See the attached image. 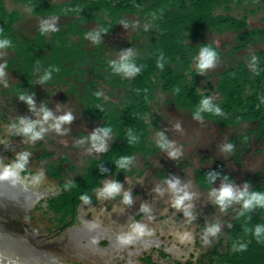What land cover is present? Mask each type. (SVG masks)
Here are the masks:
<instances>
[{"label": "trees", "instance_id": "16d2710c", "mask_svg": "<svg viewBox=\"0 0 264 264\" xmlns=\"http://www.w3.org/2000/svg\"><path fill=\"white\" fill-rule=\"evenodd\" d=\"M111 1L114 4V7L117 6L119 8L115 12L118 15L117 19L119 18V14L129 15L141 10L146 17L149 18L153 17L157 19L158 17L163 16L168 23L166 24L165 21H158L159 23L161 22L160 24L165 28V31L161 35V39H164V43L161 44L160 48L156 50L153 49L154 52L148 58L138 59L139 69L137 76L134 77V83L138 90V94H136L138 103L133 104V109H140L142 104L147 101L148 97L151 95L146 80L148 78L147 75H152L159 71L162 78L165 79L162 89L167 90L168 93H166V95H168V98L166 100L169 99L168 101L165 100L166 102L164 101L161 103L164 104L163 108L165 105H171L173 106V111H175L173 114L180 115L181 112H184V117L187 115V118L190 119L189 121L187 119V126H191L192 123L200 121V119L207 120L214 126V130L212 131L211 128L210 130L202 129L201 135L198 139L199 148H196L197 146L192 147L193 150L192 148H187L191 157L200 154L202 149H204L205 151H202L203 153L201 154V156H203L202 160L204 162H210L207 167H201L199 170H196L194 174L195 179L198 178L201 179L200 181L206 182L202 187L203 190H206V195L212 189L213 185L220 180L227 183L228 180L232 181V183L236 182L237 178L228 176V172L225 171V162L234 164V168L241 167L242 173H245L242 179V187L239 189L241 191L235 192L233 189L234 194L243 192L245 193V196L239 200L233 199L231 201H226L223 205L217 203V200H215V208L217 212L215 208H213V212L214 214H218V216L220 215L219 218L215 222L209 223L201 218L202 220L197 223L199 226L196 228V233H204L208 231L211 229L208 228L210 224L213 227H220L219 229L215 228V230L221 234L219 240L220 242H224L221 244L224 246L225 252L218 251L219 247L222 245L219 246L214 244L212 246L209 245L206 248L203 244H200V242L199 257L195 259L194 262L188 259V261L183 264H208L207 262L211 259L214 260H211L210 264H214L216 261L217 264H264V231L252 232L242 229L246 216L251 214V216L253 215L252 218H256V213L262 211L264 207V205L256 203H253L247 208L244 207V201L248 196H251L254 193L264 195V159L261 161L260 165L256 167L257 169L252 170V168L248 166V159L256 160L261 157V153L258 152V150L262 148L261 146L264 142V53L260 51L257 59L251 57V60H253L251 61L253 65L252 77L249 76L247 68L245 67L246 62H243V60H238L232 66L231 64L227 65L224 71L220 73L219 77H221V80L215 88L221 96H223L224 93L228 96L225 99L226 101L224 100L225 102L222 106V109L225 112L224 116H219L220 113H218V110L215 111L216 115L212 114L213 116H206V111L204 112L202 109L199 110L200 107H196V102H193L192 99L193 97H196L195 86L197 81H194V78H192V84L180 85V82H178V80H180L178 77L179 75L174 74L171 70L163 67L165 62L168 63L171 61L172 57L176 54L177 56L180 55L178 57L179 60L184 61L185 64H187L188 61L185 56L186 52L181 48L179 36L178 34L175 35V26L187 25L188 28L186 29V35L190 37L189 39L193 41L196 39L200 40V43H198L193 54H195L197 49L202 52L204 48H207L210 51L215 52L214 55H217V53L220 55L219 48L214 44H209L204 41V36L201 35V31L204 32L205 29H216L221 26H228V29L236 31L235 36L238 40L240 39V41L237 46L233 48V52H231L234 53L236 51H242L245 39L250 36H255L253 34L259 35L261 30L253 29L249 31L245 24H242V21L235 19L233 16L229 14L213 13V8L220 4V7L223 10L225 9L226 11L231 12L230 1L232 0H119L118 3H116L115 0ZM1 7L2 5L0 4V11L2 10ZM98 7L102 6L99 5ZM220 7L219 9H221ZM184 8H186L185 11ZM78 10L82 11L81 9ZM120 20L121 18L118 19V22ZM0 22V32L9 33V31H11L8 28L10 22L4 18L0 19ZM173 24L175 26L172 31H168V28H171ZM109 28L111 30L116 29L112 26ZM107 33L108 35L111 34L110 32ZM102 34H105V37ZM108 35L106 32H100V39L104 40L95 43L89 51L85 49V42L82 45H79L77 50L66 49V51L69 50L70 53L76 52L77 55L73 67L71 66V68L75 69L70 74L66 73L64 70L65 75H63L62 72L57 71L58 68L55 67L49 68L56 70L52 73L54 74L53 79L49 78L48 73L50 71L48 68H43L42 73L44 76H40L42 68H37V65H33L34 62L32 61L27 65L29 66L27 68H17L21 70V75H17L19 77L18 82L9 80V83H13L14 87L21 88L22 91L19 92V95H10L7 92V88L0 86V122L9 123L7 124L8 128L14 126L16 131L19 130V132L10 133L11 141L14 140L16 141H13L14 143H19L26 138V136H24L25 134L21 131V127L23 128L25 126H22V121L25 119V110L30 108V105L34 106V112L32 113L39 114H43L44 110L55 112V108L61 107L62 109H60V111L64 112L63 115L69 113L72 116L73 124L80 122L82 124H87L89 128L99 129L96 132H92L90 129L78 124L80 127L77 126L74 128L73 135L79 138L80 144L83 143V139L84 142L86 140L93 142L94 140L92 139V136L95 133L107 135L111 138L108 144L110 148L108 152L105 153V162L118 151L121 152L118 155V157L120 156L119 161L124 160L126 162L132 158V156L133 159L142 157V154L140 153L141 149H138V145L142 144L141 140L144 138V123L139 119L136 110L130 111L132 105L127 107L119 117L115 118L112 117L111 114H107L104 110L100 109V106H102L100 101H104L103 95L105 93L103 95L101 94L103 90H105L104 88L106 87L107 90H111V88L113 89V86L111 87L109 82H104L103 78L111 74L110 70L114 71L117 65L116 61H113L108 56H104V54L108 55L111 51L110 45L109 47L103 46V44L108 42L106 39V36ZM15 37H17L20 44L25 47V50L27 49L28 51L29 49H32V46L28 47L30 40L26 39L24 33H15ZM97 38L98 36H96L94 42H96ZM42 45L44 46L45 44L41 43V46ZM55 50L56 53L50 52V54H53V57L59 62V56L64 55L61 53L60 47ZM97 55L101 60H96ZM10 61L13 62L12 60ZM108 65L110 66L109 70H104L105 68H108ZM5 70L6 77L8 72L15 73V70ZM113 75L115 76V74ZM36 77L37 79H35ZM247 83L250 84L251 91L250 93L245 94L244 90ZM101 86V93H99L98 96V89ZM116 88L117 87H114L115 90ZM52 91H58L57 97L64 101L59 106H53L52 102L49 101L50 98L47 100V97ZM94 91L97 92V96ZM258 91H260V94L257 93ZM10 93L15 94L13 92ZM241 93L243 94V98H241ZM31 98L32 101L30 104L29 100H31ZM34 101L35 105L33 104ZM50 107H54L55 111L50 110ZM228 112L231 113L230 117L226 116V113ZM14 114L17 116L16 119L13 117ZM22 116L24 118L23 120ZM9 117L12 118L11 121ZM15 120L19 123L18 127ZM54 120L57 121L53 118L50 119V121L55 124ZM97 120H102V125H100ZM43 122L45 121L43 120L41 123ZM41 123H38L39 127L41 126ZM216 123L221 129L218 128L215 131ZM49 124L46 123L48 126ZM133 128H135V131H133ZM103 129H108L107 134L104 133ZM129 131L131 132L129 133ZM1 137L6 138V135L1 134ZM116 138L118 141H116ZM44 139L49 141L48 137H45ZM122 139L124 141L123 144L120 142ZM206 139L209 142H204ZM166 144L167 143L164 142L159 148L156 147L155 149L149 150V152H147L142 158L147 160L148 156H154L158 153V150ZM40 145L42 146V150H44L43 146L45 143L41 141ZM188 146L189 145H187V147ZM185 148L186 144L172 152L175 153L174 156L171 155L170 159H166L170 168H173V166L176 165L181 166L185 161L186 164L191 162L192 158L190 157L184 161L180 158L186 153V151H184ZM219 149L223 150L222 154H217ZM52 154H50V156ZM253 156L255 157L253 158ZM60 158L61 162H65L64 157ZM216 158H221L223 160L220 161ZM53 162L54 161H52V163ZM46 163V168L48 172H50V175L57 177L60 180L58 191L47 198L48 207L51 211L60 212L63 215L70 214L69 206L74 205V203L78 201L79 196L91 192L93 187L99 182L98 179L101 175L104 173H106L105 175L111 174L116 170H120L122 167L114 166L111 163L108 167L100 169L98 165H92L88 171H86L87 169L84 170L80 179L72 181L68 179L70 183H67L63 178L61 179L60 175L61 169L63 171L65 169L66 172L67 168H65L64 164L58 165V167H61L60 169L57 168V166L55 167V165H52L49 159ZM145 163L146 161H144V164ZM249 164H251V161H249ZM146 168L149 167L146 166ZM241 171L238 172L237 170H234V174H241ZM163 175V169H158L156 176L160 178L165 176ZM211 207L212 205L210 208ZM207 239L209 240V238ZM175 264L178 263L175 262Z\"/></svg>", "mask_w": 264, "mask_h": 264}, {"label": "rangeland", "instance_id": "374dc122", "mask_svg": "<svg viewBox=\"0 0 264 264\" xmlns=\"http://www.w3.org/2000/svg\"><path fill=\"white\" fill-rule=\"evenodd\" d=\"M230 2L231 12L226 11L225 9L223 10L220 7V4L213 8V13L229 14L235 19L242 21V24H245L249 31L253 29L261 30V33H259V35L253 34L255 36H250L245 39L242 51L231 53L234 50L233 48L236 47L240 41V39L238 40L235 36L236 31L228 29V26H221L216 29H205L204 32L201 31V35L204 36V41L216 45L220 52V55H218V53L217 55H214L212 65L206 67L203 71H200L198 68L202 58V52L197 49L195 54H193L198 43H200V40L196 39L193 41L189 39L190 37L186 35V29L188 28L187 25H180L177 27L173 24L171 28H168V31H172L175 26V35L178 34L181 48L186 52L185 56L188 61L187 64H185L184 61L179 60L178 57L180 55L177 56L176 54L172 57L171 61L168 63L165 62L163 67H166L174 74L179 75L178 77L180 80H178V82H180V85L192 84V78H194V81H197L195 86L196 97H193L192 99L193 102H196V107H200L199 110L202 109L204 112L206 111V116H211L212 114L216 115L215 111L217 110L218 113H220L219 116L225 115L222 106L228 96H226V93L221 96L215 88L218 86V83H220L221 77L219 76L220 73L224 71L225 67L229 64H231V66L234 65L238 60H243V62H246L245 67L247 68L249 76L252 77L253 65L251 61L253 60H251V57L257 59L260 51L264 53V0H232ZM0 4L2 5L0 19L4 18L8 20L10 22L8 28L11 30L9 33L0 32V42H6L0 47V86L7 88L8 94L17 96L19 95V92L22 91L21 88L14 87L13 83H9V80L18 82V76L21 75V70L17 68H27L29 67L27 65L32 61L34 62L33 65H37V68H42L40 76H44L42 73L43 68H48L50 71L48 73L49 78L53 79L54 74L52 73L56 70L49 68L55 67L58 68L57 71H61L63 75H65L64 70L66 73L70 74L75 69L71 68V66L73 67L77 55L76 52L70 53L69 50H77L79 45H82L86 40L87 43L84 45L89 48L92 44L91 41L95 40L98 33L106 32L108 35L107 32L111 33L113 31L109 28L112 26L113 28H116L115 30H119V35L123 36L126 34V37L125 40H122L117 36L118 39L115 40V43L118 42L119 46H115L112 41H109V37L106 36L107 41L110 43L111 51L108 55L104 54V56H108L113 61H116L117 68H115L114 71L110 70L111 74L108 76L105 75L106 77L103 78L104 82H109L110 86H113V89L111 88V90H107L105 87V94L103 95L104 101H100L102 105L100 106V109L104 110L107 114H111L114 118L119 117L126 108L131 105L130 111L136 110L133 109V104L138 103V100L136 99L138 90L134 83V77L137 76L139 69L138 59L148 58L154 52L153 49H159L161 44L164 43V39H161V35L165 31V28L160 24L162 21H165L163 16H160L157 19L153 17L149 18L140 10L129 15L119 14L118 19L121 18V20L118 22V15L115 12L119 8L117 6L114 7L111 0H0ZM99 5L102 7H98ZM219 7L221 9H219ZM78 9H81L82 11H79ZM185 10L186 8H184V11ZM159 20L161 21L160 23L158 22ZM165 22L168 24L167 20ZM15 33H24L26 39L30 40L28 47L32 46V49H29L28 51L27 49L25 50V47H23L17 37H15ZM41 43L45 45L41 46ZM59 47L64 56H59L60 61L58 62L50 52L56 53L55 49H58ZM67 48L69 49L68 51H66ZM96 60H101L98 58V55L96 56ZM122 64L130 65L134 71H124L121 68ZM4 68L7 70H15L16 74L8 72L6 77V70ZM109 68L110 66L108 65V68H105L104 70H109ZM113 74H115V76ZM147 77L146 80L151 95L148 97L147 101L142 104V107L136 110L139 119L144 123L145 132L144 138L142 139L143 141L141 140L142 144L138 145V149H141L140 153L143 157L149 152V150L155 149L156 147L159 148L164 142L167 144L158 150V153L154 156H148V161L144 160L142 157H137L136 161L142 170L143 166H148L154 170L163 169L165 175H163L165 177L163 179L165 180L188 179L196 192L203 194L210 211L213 212L216 200V195L214 193H217L222 186H229L234 189L235 192L241 191L239 189L242 187V179L245 173H242L241 167L234 168V164L225 162V171L228 172V176L236 177V182L232 183V181L228 180L227 183L220 180L216 182L208 192L209 196L208 194L206 195V190L202 189L206 182L200 181L201 179L198 178L195 179L194 174L195 171L199 170L201 167H207L210 162H204L202 160L203 156H201V154L203 153L202 151H205L204 149H202L200 154L191 157L187 148L191 149L194 146L199 148L198 139L201 135L202 129L210 130L211 128L212 131L214 130V126L207 120L201 119L200 121H195V123L191 122L192 125L187 126L190 119L187 118V115L184 117V112H181L180 115L173 114L175 113V111H173V106L165 105L166 108H163L164 104H161L168 98V95H166V93H168L167 90L162 89L165 79L162 78L161 73L157 71L152 75H147ZM35 79H37V77ZM114 87H118V89L115 90ZM250 91V84L247 83L244 92L245 94H248ZM10 92L15 94H11ZM94 92L97 96V92ZM257 93L260 94V91ZM57 94L58 91H52L47 97V99L50 98L53 106H59L64 102L57 97ZM241 98H243L242 93ZM205 99L208 100L207 107L202 103ZM29 107L30 108L25 110V113L28 115L29 113L34 112V106L30 105ZM33 115L34 113L30 116L33 117ZM230 115V112L226 113L227 117H230ZM42 121V114H40L38 122L41 123ZM46 123L49 124V121L41 123V126L38 129V131L44 129L41 134L49 128ZM78 124L82 127L85 126L84 123L82 124L78 122L73 124L72 129L75 130L74 128H76ZM215 126V131L218 128L221 129L217 123ZM133 131H135V128H133ZM130 132L131 131H129V133ZM71 136L72 135L67 137L66 140L69 142L63 146L62 151H65V146H70ZM110 139L111 138L107 135L103 137V142L99 143L104 147L100 148L101 150L107 148ZM75 141H72V143ZM120 142L123 144V139L120 140ZM204 142L209 141L206 139ZM89 143L90 142L81 145L78 144L81 148H86V155L88 154L87 148L90 150L93 149L94 151L96 150L92 145L97 144L98 141H93V143L90 144L91 147H86L85 144ZM184 144H186L184 150L186 153L180 158L184 161L190 157L192 158L191 162L186 164L185 161L181 166L176 165L173 166V168H170L166 159L171 158L170 153L175 151V146L179 148V146ZM187 145L189 146L187 147ZM261 147L262 148L258 150V152L261 153V157L256 160L248 159V166L252 168V170L257 169L256 167H258L264 159V142ZM222 151L223 150L219 149L217 154H222ZM84 154L85 152L82 153L83 156ZM79 156L78 152L72 153V157L78 161L80 159ZM254 157L255 156H253V158ZM216 159H219L220 161L223 160L221 158ZM144 161H146L145 164ZM249 161H251V164H249ZM234 170H237L238 172L241 171V174H234ZM211 205L212 207L210 208ZM80 209H82V206H80ZM252 217L253 215L251 216V214L246 216L242 229L252 232L264 231V207L262 211L256 213V218ZM221 251L225 252V249L222 248Z\"/></svg>", "mask_w": 264, "mask_h": 264}, {"label": "water", "instance_id": "95a60500", "mask_svg": "<svg viewBox=\"0 0 264 264\" xmlns=\"http://www.w3.org/2000/svg\"><path fill=\"white\" fill-rule=\"evenodd\" d=\"M13 117L17 118L15 114ZM31 117L26 114L24 118L28 121ZM9 118L11 121L12 118ZM24 118L22 116V120ZM16 123L18 127L19 123L17 121ZM7 124L9 123L0 122V174L3 173L6 166L13 165L20 155L17 145H13L10 136V133L19 132V130L16 131L14 126L8 128ZM1 134H5L6 138H2ZM32 155L31 152H28L23 170L14 169L16 175L0 179V264H151L152 261L156 264H173L174 261H180V264H183L187 259L194 262L199 257L200 244L207 248L209 245L220 246L221 243H224L220 242L221 234L216 230L196 234L195 231H192L194 226L197 228V223L200 220L203 219L208 223L215 222L220 215L210 211L203 194L196 192L188 179L164 180L162 189L167 190L168 196L163 194L161 199L165 202L169 198V209L162 211L165 218L160 214L159 217L145 221L149 228L147 236L152 234L153 228L158 232L156 233L159 236L158 239H163V243L132 241L127 245L112 240L107 244L103 241L100 243V247H97L95 243L99 242L97 240H101L102 236L88 232V227L78 221V218L82 219L79 211L73 226L78 227L77 229L63 227L62 231H58L59 224L63 222V219H67L66 214L63 215L60 212L44 208L46 204L41 203L46 195L55 191V187L53 184H48L53 179L50 178V172L46 168V160L39 158L32 160ZM143 170L152 171L148 176L154 186L153 178L157 175V170L144 166ZM170 183H176L180 191H174L170 187ZM184 192L190 194V199L185 200L180 208L175 207V199ZM83 211L88 214L87 210L83 209ZM115 211L119 216L125 218L131 214V206L118 205ZM140 214L142 218H145V213ZM90 217L88 221H92L93 217ZM21 222L26 223L33 230L32 234L39 243L33 245L30 241L23 240L20 229L23 226ZM208 228L219 229L220 227H213L210 224ZM167 232L173 234H167ZM185 234H187V239L184 238ZM70 236L73 243L70 242ZM53 237L54 241H66L58 245V249L43 248L52 244ZM82 241L86 244H82ZM104 244L105 246H103ZM161 245H164L168 258L157 252V250L160 251L159 249L164 251ZM222 248H224L223 245L219 247L218 251L221 252ZM172 251L177 253L173 254ZM68 252L75 254L76 257L66 260L69 257L67 256ZM145 253L148 258L141 256ZM211 260L207 263L210 264Z\"/></svg>", "mask_w": 264, "mask_h": 264}, {"label": "flooded vegetation", "instance_id": "af4514ba", "mask_svg": "<svg viewBox=\"0 0 264 264\" xmlns=\"http://www.w3.org/2000/svg\"><path fill=\"white\" fill-rule=\"evenodd\" d=\"M115 2L118 3L119 0H115ZM118 32H119V30L114 29L113 32L110 35H108L109 41H112L115 46H119L118 42L115 43V40L118 39L117 36L119 38H121L122 40L123 39L125 40V37H126L125 34L122 36V35H119ZM102 35H104V37H105V34H102ZM97 36H98V38L96 39V42L91 41L92 44L89 48H87V46L84 45L85 49H87V51L91 50L92 46L95 45V43L104 40V39H100V33H98ZM85 43H87V40L85 41ZM109 44L110 43L107 42L106 44H103V46L109 47ZM116 67H117V65H116ZM99 89H98V94L101 93L102 86ZM116 89H118V87ZM101 94L102 95L104 94V90ZM28 98H30V97H28ZM47 100H49V99H47ZM31 101H32V98H31ZM49 101L51 102V100H49ZM33 104L35 105V101ZM55 109H56V111H55ZM55 109H54V107H50V110H53L56 112V113L51 112V114H52L51 118H53V119H56V118L62 116L64 113L63 111H60V109H62L61 107H57ZM24 115H26V114L24 113ZM29 115H31V113H29ZM39 118H40V114L34 113L33 117H31V119H29L28 121H27V119L23 120L22 126L26 125L28 123L38 122ZM50 119H49V121H50ZM92 119L95 120L94 118H92ZM102 120H99V121L97 120V122H99V124L102 125V123H101ZM24 121H26V123H24ZM54 122L56 123L57 121L54 120ZM54 125L55 124L52 121H50L49 128L44 133H42L40 138H38V139L33 140L30 135H24V136H26V138L23 139V137H22L23 141H21L19 143H14L12 141L13 145H17L20 154H23V153L28 154V152L33 153L32 160L39 158V159H44V161L47 160L46 162H48V159H49V161H51V163H52V161H54L53 162L54 164L52 163V165H55V167L57 166V168H60V169H61V167L60 166L58 167V165L64 164L65 168H67L66 172H65V169H64V171L61 169L60 175H61V179L63 178V180L66 181L67 183L68 182L70 183V181L75 180V179L76 180L80 179L82 173H84V170L87 169L86 171H88V169L92 165H98L100 167V169H104V168L108 167V165H110L111 163L114 166H122L120 168V170H116V171L112 172L111 174L105 175L106 173L103 172L104 174L101 175L100 178L98 177L99 182L96 184V186L93 187L91 192L82 194L81 196L78 197V201L76 203H74V205L69 206L70 207V214L66 215L67 219L66 218L63 219L64 223L62 222L59 224L60 227L58 228V231H62L61 229L63 227L72 228L74 226V224L76 223V217L78 216V211H79V214H80V216H82V219L78 218V221H80L81 224L85 225V227H88V232H90L96 236H98V235L102 236L101 240L98 239L97 241H99V242L95 243V246H97V247L98 246L100 247V243H103V241L106 242V244L110 243V241H112V240H117V242H120L118 237H120L122 235L131 234L130 225L133 222L144 225L146 227L147 231H146V234H144L142 236L134 237L131 240V242L132 241H134V242L139 241V242H149V243H154V242L163 243V239H158L159 236L156 235V233H158V232L153 230V228H152V234L150 236H147V232H148L149 228L147 227V223H145V221L148 219L152 220L153 217H159L160 214L162 216H164L165 214H162V211L169 209L168 208L169 207V204H168L169 198L164 197V198H168L167 201H165V202H163L161 199V196L163 194H166L168 196L167 190L165 188L162 189V184H164L163 178H165V177L159 178L158 176H155L153 178L155 181V185L153 186L152 182L149 180V176H148V174L151 173L152 171L148 172L147 170H142L140 165L136 161V159H133V156H132V158H130L128 161H126L124 164L121 165L119 163L121 161V160L119 161L120 156L118 157V155L121 153L120 151H118L116 154H114V156H112L111 158H108V161L105 162L104 161L106 158L105 153L108 152L110 146L107 145V148L105 150L100 149L99 143L103 142V137L105 135H101L99 133H95V134L99 137L102 136L101 140H97L98 143L95 145H92L96 148V150L94 151L93 149L90 150L87 148L88 154L86 155V151H85L86 148L85 149L81 148V146L78 145V144H80L79 138H77L75 135H73L74 130L72 129V126H73L72 120H70L68 122H61L59 131L56 130ZM64 126H65V128H64ZM84 127L87 129H90L92 132H96L99 130L98 128L97 129L89 128V126L87 124H85ZM39 128L40 127L37 125V123H35V130L38 131ZM21 129H22V127H21ZM68 135H72L71 136L72 138L70 140L71 144H70V146H65V151H62L63 146L69 142L66 140ZM45 137H48L49 141L45 140L44 139ZM64 139H65V143H64ZM83 140H82V142H83L82 144H84L86 141H89V140H86L84 142ZM41 141L45 143V145L43 146L44 150H42V146L40 145ZM72 141H75V142L72 143ZM116 141H117V138H116ZM114 142H115V140H114ZM92 143L93 142H90L89 144H85V145H86V147H91L90 144H92ZM174 144H175V142H174ZM179 147H181V146H179ZM102 148H104V147H102ZM178 149L179 148H177L175 146V150H178ZM34 150H35V152H34ZM45 151H47V153H45ZM73 152L79 153V155H80L79 161L72 157ZM83 152H85L84 156L82 155ZM50 154H52V155L50 156ZM60 157H64L65 162H61ZM27 158H28V155H27ZM105 164H107V165H105ZM52 165H51V168H52ZM50 178L53 180H51L52 182H48V184H50V185L53 184L55 187V191L50 195H46L45 197L43 196L44 201L41 202V203L46 204L44 208H47V209H49L48 203H47V198L54 195L55 192L58 191V184L60 181L57 177H54V176H51ZM96 181H97V179H96ZM111 183H117L120 185V187H119L118 192L116 194L109 196V195L104 193V189L108 184H111ZM125 194H127L130 197V202H125V200H124ZM82 197H87L88 199L85 200V199H82ZM145 201H146V203H145ZM118 205H122V206H127V205L129 206L130 205L131 206V214H128L127 217H125V218H122L121 216H119L115 211V209L118 207ZM80 206H82V209H80ZM83 209L87 210L89 216L85 211H83ZM142 212L145 213V218H142V216L140 214ZM25 214H26V212H25ZM90 216L93 217L92 221L91 220L88 221V218ZM164 218H165V216H164ZM21 224L23 225L22 226L23 229L20 227V229L22 231L23 240L30 241L31 243H33V245H35L36 243H39L37 238L32 234L33 230H31L30 227L26 223L21 222ZM198 226H197V228H198ZM73 228L77 229L78 227H73ZM192 231H195V234H196V226L193 227ZM79 233L81 234V230ZM167 234H173V233L167 232ZM153 235H155V236H153ZM70 240H71L70 241L71 243L74 242V241H72L71 236H70ZM65 241H54V237H53L51 239L52 244L49 246H44L43 248L48 247L51 249L52 248L58 249V245L65 243ZM70 242H68V243H70ZM130 243H126V244L128 245ZM40 244H41V242H40ZM82 244H86V243L84 241H82ZM88 246H87V248H88ZM103 246H105V244ZM161 248H163L164 251H161V249H159L160 251L157 250V252L162 253L163 256H167L166 258H168L169 256L167 253H165L166 249H165L164 245H161ZM172 252H173V254L177 253L174 251H172ZM46 255H48V254H46ZM67 256H69V257H67L66 260H69V258H71V257H76L75 254H73L71 252H68ZM141 256H146L148 258L146 253L142 254ZM186 261H188V259L185 260L184 263ZM175 262H177L178 264L181 263L180 261H174L173 264H175ZM151 264H156V263H154L152 261Z\"/></svg>", "mask_w": 264, "mask_h": 264}, {"label": "clouds", "instance_id": "9594fccd", "mask_svg": "<svg viewBox=\"0 0 264 264\" xmlns=\"http://www.w3.org/2000/svg\"><path fill=\"white\" fill-rule=\"evenodd\" d=\"M4 43H6V42H0V47H2L4 45ZM201 56H202V58H201V61L198 65V68L200 71H203L206 67H210L212 65L213 59H214V53L212 51H210L209 49L204 48L202 50ZM121 68L126 72L134 71V69H132L130 67V65H128V64H122ZM45 78H47V77H45ZM29 103L31 104V100H29ZM202 103L205 107L208 106V100L207 99H205ZM51 116H52L51 112H49L47 110L43 111L42 118L44 121H48L51 118ZM56 120H57V122L55 123L54 127L56 128L57 131H59L60 123L61 122H68V121L72 120V116L70 114H65V115H62V116L56 118ZM22 123H23V121H22ZM35 123H39V122L28 123L21 129V131L25 135H30L33 140L40 138L41 132L44 131V129H41L40 131H36L35 130ZM103 131L105 134H107L108 129H103ZM92 139L94 141H97V140H101V137L93 134ZM102 147L103 146L101 144L100 148H102ZM229 150H230V146H229ZM27 155H28L27 153L20 154L18 157V160L15 161L13 165L6 166L3 173L0 174V179H7L10 176L16 175V172L14 171V169L23 170L24 164L27 160ZM170 155L174 156L175 153H170ZM119 163L122 165L125 163V161L121 160ZM119 187H120V185L117 183L108 184L104 189V193L109 195V196H112L118 192ZM170 187L176 192L180 191V189L177 188L176 183H170ZM214 194L216 195L217 203H219L221 205L225 204L226 201H231L233 199L239 200L245 196V193H243V192H241L239 194H234L233 189L229 186H222L221 189L217 193H214ZM82 199L87 200L88 198L82 197ZM187 199H190V194L187 192H184L182 195H178L174 201V206L177 208H180L183 205L184 201ZM124 200H125V202H130V197L127 194H125ZM253 203L264 205V195L254 193L251 196H248V198L244 201V207L247 208V207L251 206ZM130 227H131V234L122 235V236L118 237V239L121 243H124V244L130 243L134 237L142 236V235L146 234V231H147L146 227L142 224L133 222L130 225ZM209 231L214 232L215 228H211V229H209ZM184 238L185 239L188 238L187 234H185Z\"/></svg>", "mask_w": 264, "mask_h": 264}]
</instances>
